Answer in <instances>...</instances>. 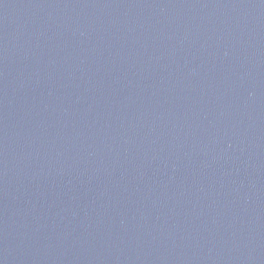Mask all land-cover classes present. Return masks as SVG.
<instances>
[{
	"label": "water",
	"instance_id": "obj_1",
	"mask_svg": "<svg viewBox=\"0 0 264 264\" xmlns=\"http://www.w3.org/2000/svg\"><path fill=\"white\" fill-rule=\"evenodd\" d=\"M0 264H264V0H0Z\"/></svg>",
	"mask_w": 264,
	"mask_h": 264
}]
</instances>
